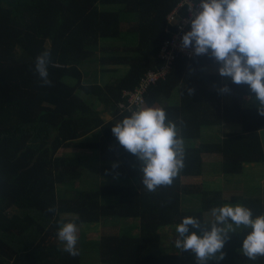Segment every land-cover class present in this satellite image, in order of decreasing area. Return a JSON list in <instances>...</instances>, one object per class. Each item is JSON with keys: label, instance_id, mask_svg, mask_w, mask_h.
Returning a JSON list of instances; mask_svg holds the SVG:
<instances>
[{"label": "trees", "instance_id": "obj_1", "mask_svg": "<svg viewBox=\"0 0 264 264\" xmlns=\"http://www.w3.org/2000/svg\"><path fill=\"white\" fill-rule=\"evenodd\" d=\"M181 1L0 0V264H83L80 248L75 257L62 251L60 222L104 219L135 220L138 235L101 236L97 264H196L190 252L164 253L159 230L186 216L210 226L205 215L224 205L245 206L254 218L264 214L262 197L202 182L207 172L214 174L212 162L223 177L264 164V116L247 105L249 86L225 80L208 57L176 60L165 81L144 96V106L163 108L184 138L185 167L171 186L147 191L137 158L112 133L130 115L123 91L135 90L158 67V52L173 32L167 18ZM45 50L52 59L50 86H42L35 71ZM90 62L109 75L106 82L85 81L82 68ZM225 84L231 95L218 91ZM220 127L233 131L200 142ZM93 132L97 138L86 139ZM65 149L78 152L61 154ZM81 151L95 154L103 180L96 190L59 198V187L80 180ZM184 197L199 209L184 211ZM50 207L58 211L48 212ZM249 231L238 228L225 244V259L208 264H264V257L252 261L238 251Z\"/></svg>", "mask_w": 264, "mask_h": 264}, {"label": "clouds", "instance_id": "obj_2", "mask_svg": "<svg viewBox=\"0 0 264 264\" xmlns=\"http://www.w3.org/2000/svg\"><path fill=\"white\" fill-rule=\"evenodd\" d=\"M190 20L191 30L182 36L181 48L193 49L194 55L214 59L221 77L236 85L249 86L248 98L264 116V0H198ZM191 8V6H190ZM51 53L36 57L35 71L42 86H50L48 66ZM195 90L188 89L189 95ZM221 94L231 95L227 84ZM130 115L112 127V133L126 151L133 154L142 172V184L149 192L171 186L185 167L184 138L176 122L168 120L163 108L143 106L127 109ZM167 121V122H166ZM117 165H113L116 167ZM56 213L55 207L47 210ZM210 226L199 218L186 216L175 226L174 247L179 253L190 252L196 264L222 261L225 244L238 228L250 229L238 251L249 260L264 257V214L254 218L251 209L236 204L211 209ZM57 239L62 251L79 255L78 226L74 221L60 222ZM192 229L200 230L202 235Z\"/></svg>", "mask_w": 264, "mask_h": 264}, {"label": "rangeland", "instance_id": "obj_3", "mask_svg": "<svg viewBox=\"0 0 264 264\" xmlns=\"http://www.w3.org/2000/svg\"><path fill=\"white\" fill-rule=\"evenodd\" d=\"M83 73L85 81L93 82L96 81L106 82L107 78L99 73L98 67L95 66L92 62L84 64ZM213 70L218 72V68L213 67ZM227 80L228 78H224ZM247 105L256 104L252 102L250 98L246 100ZM239 129V127H237ZM233 131L232 127H220L212 130L210 133L205 132L204 138L200 141L206 143H212L218 141V137L221 136L224 132ZM209 133V134H208ZM206 135V136H205ZM263 137V135H262ZM97 133L93 132L86 139H96ZM78 152L71 149H65L62 153L65 152ZM70 154V153H67ZM77 155L81 156L80 166H81V177L80 180L72 182L71 184L62 185L58 188L57 196L59 198H71L76 196V192L80 191H93L96 190L99 184L101 183L100 177L97 175V168L99 166L98 158H95V154L89 153L88 151L79 152ZM205 157V156H203ZM211 164V168L214 174L207 172V176L204 177V181L208 187L212 189H227L226 192L243 194L248 198H257L262 197L264 199V164L254 165L253 167H247L241 174L226 177L219 176L217 168H220L216 164ZM208 171V170H207ZM261 181V182H258ZM184 183H189L188 180H184ZM192 183V182H191ZM200 183V179L197 184ZM227 194V193H225ZM109 200H103L102 203L106 204ZM261 204V203H260ZM248 207H251L247 205ZM259 206V204H258ZM253 208V207H252ZM182 209L186 210H198L199 205L196 204V200L191 199L190 197H184L182 201ZM72 217V216H66ZM214 218L210 215H205V220H213ZM238 230V229H236ZM161 237V244L163 252L166 254H179V250L174 247V242L177 239V233L175 227L162 228L159 230ZM138 235V223L135 220L129 219H104L99 224L91 225H79L78 226V243L77 248H80L82 252L85 253L81 257L83 264H97L94 259V256H97L96 244L98 243L101 236H132L136 237Z\"/></svg>", "mask_w": 264, "mask_h": 264}, {"label": "built area", "instance_id": "obj_4", "mask_svg": "<svg viewBox=\"0 0 264 264\" xmlns=\"http://www.w3.org/2000/svg\"><path fill=\"white\" fill-rule=\"evenodd\" d=\"M198 2L192 0H182L167 18V25L173 29L170 38L161 46L157 61L158 67L155 71L147 72L140 80L135 90L123 91V98L127 103V109L131 106L133 109L144 106V96L150 86L159 81H165L173 69L174 62L178 59L192 60L196 58L208 57L213 67L218 68L217 62L207 55L196 56L193 49H182V36L191 30L190 20L192 14L197 11ZM191 6V8H190Z\"/></svg>", "mask_w": 264, "mask_h": 264}]
</instances>
